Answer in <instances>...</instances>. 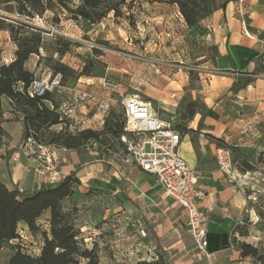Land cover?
Listing matches in <instances>:
<instances>
[{
  "label": "crops",
  "instance_id": "obj_1",
  "mask_svg": "<svg viewBox=\"0 0 264 264\" xmlns=\"http://www.w3.org/2000/svg\"><path fill=\"white\" fill-rule=\"evenodd\" d=\"M139 13L148 31L152 29L157 37H195L193 32L199 30L204 42L216 51L211 64L199 72V86H191L189 73L182 71V67L174 68L167 59L149 67L140 64L130 72L125 67H107L119 72V76L122 72L131 74L140 82L141 89L134 88L147 97L158 118L170 121L176 130L178 124L186 127L178 130L177 152L197 171L196 186L205 193L201 207L211 258L197 253L186 231L182 207L164 192L153 175L132 160L126 161L121 149L104 151L95 143L79 150L57 146L58 179L74 173L80 182L77 194L105 191L115 199L117 210L132 212L145 233L144 238H136L138 242L129 252L132 257H149L160 252L171 264H256L243 256L234 242L235 237L242 240L237 227L239 217L248 222L256 212L217 170L214 150L219 144L214 138L221 139L226 146L232 142L234 158L250 165L257 162L255 155L264 149V0H230L224 9L214 10L195 27L186 25L177 5L164 0L144 2ZM207 25L213 29L209 35ZM43 37H46L44 33ZM2 39L10 43L11 51L0 55V64L12 61L16 48L7 30H0ZM165 48L158 43V50ZM34 64L29 57L25 67L33 72ZM246 78L249 82L236 91L231 90L235 82ZM185 96L198 99L217 116H205L200 126V113L183 121L180 103ZM1 107L0 126L4 134L0 137V179L21 190L34 191L49 183L48 175L37 170L33 157L21 148L22 120L12 117L6 97L1 99ZM95 117L102 118L100 114ZM12 122L19 124L15 138L9 130ZM19 227L28 233L24 225Z\"/></svg>",
  "mask_w": 264,
  "mask_h": 264
},
{
  "label": "trees",
  "instance_id": "obj_2",
  "mask_svg": "<svg viewBox=\"0 0 264 264\" xmlns=\"http://www.w3.org/2000/svg\"><path fill=\"white\" fill-rule=\"evenodd\" d=\"M175 4L188 27H195L198 22L218 8L225 7L230 0L216 3L215 0H164ZM16 2L15 11L25 16L34 14L42 15L53 5L51 0H0V9L3 5ZM74 19H82L91 24L99 22L109 12L115 19L118 17H132L130 12L133 0H78L73 7L67 5L65 0H57ZM126 8V11H123ZM0 30H7L11 41L15 44L14 58L8 63L0 64V115L2 111L1 99L9 100V112L22 115V138L32 135L35 139L67 149L79 150L91 143H95L104 151L121 149L126 151L125 144L120 140L124 133V116L122 111L117 113L114 107L104 119L103 126L99 130L84 129L78 132H70L66 128L53 129L61 122L57 111L51 108L46 97L30 96L27 86L34 77V73L25 67V62L32 54H37L42 44L44 31L37 27H31L24 21L7 20L0 15ZM54 49L58 54H64L74 45L70 39L54 35ZM63 42V43H61ZM215 50V49H214ZM216 54V51L214 55ZM53 73L63 74L61 81L64 83L65 71L69 70L59 61L52 65ZM89 74L88 66L76 74L72 80L75 82L81 75ZM63 78V79H62ZM246 78L242 82H235L231 86L236 91L249 82ZM181 119L188 121L196 113L201 114L199 126L205 116L216 117L217 114L210 107H206L198 99L185 96L181 103ZM186 127L177 125L180 131ZM51 131H48V130ZM4 134L0 126V137ZM246 168L250 164L243 160ZM80 182L74 173L63 178L42 184L34 191L19 189L16 185H7L0 179V250L4 246H10L11 254L6 264H98V255L94 246L88 248L81 237L80 229L75 223L74 195L77 193ZM89 190L88 192H90ZM87 192V193H88ZM85 193V194H87ZM47 213L45 229L40 228L39 220ZM20 224L24 225L30 235L40 233L42 245L37 255L23 252L17 246L11 244L13 240L22 238L19 233ZM243 256H257V248L241 242L238 245ZM264 262L263 257H258ZM126 264H171L162 254L156 253L151 259H137Z\"/></svg>",
  "mask_w": 264,
  "mask_h": 264
},
{
  "label": "rangeland",
  "instance_id": "obj_3",
  "mask_svg": "<svg viewBox=\"0 0 264 264\" xmlns=\"http://www.w3.org/2000/svg\"><path fill=\"white\" fill-rule=\"evenodd\" d=\"M51 1L53 5L50 9L45 10L42 15L34 14L31 17L18 14L15 11L16 2L3 5L0 9V15L6 16L7 20L24 21L31 27H37L44 31L46 37H43L38 53L30 56L35 62L33 71L35 76H45L53 72V63L59 61L69 70L74 71L72 73L66 70L64 73L66 79L63 85L72 86L75 83H72L74 76L83 71L85 66H88L89 74L81 75L79 77L81 80L87 77L94 79L105 77L109 80L120 81L128 87V92H137L143 99L147 100V97L138 90L141 89L139 87L141 83L135 78L133 79L131 74L122 72L119 76V72L111 71L107 67H125L130 72L137 69L140 64L149 67L151 63L157 65L158 61L167 59L174 68L182 67V71H187L191 86H197L202 67L209 66L213 61L215 50L213 46L204 42V37H200L199 30L193 32L195 37L183 38L157 37L152 29L148 31L146 23L141 20L142 16L139 11L141 4L150 0H133L130 10L132 17L130 18L122 16L115 19L113 13L109 12L103 19L94 24L72 18L65 8L57 4V0ZM65 1L70 7L78 3V0ZM215 1L221 3L223 0ZM126 10L123 8V11ZM105 30H108L109 33H106ZM54 35L63 36L61 38L70 39L75 44L71 45L64 54H58L54 49L56 38L52 37ZM0 41H2L0 55L8 54L11 51L10 43L3 39ZM158 43L165 46V50H158ZM143 72L140 68L139 74ZM113 73H118V75L115 76ZM61 76L63 77V74ZM135 86L138 89L134 88ZM64 95L65 92L61 90L53 96L62 98ZM114 109L117 113L122 111L117 104L114 105ZM53 129L56 128L52 127L51 130ZM9 130L15 138L18 136L19 124L17 122L10 123ZM214 139L217 144H223L221 139ZM231 143L227 146L235 157L234 147ZM255 157L257 162L250 165V168L260 170L264 174V168H262L264 149ZM73 199L75 223L80 229L81 237L86 246L96 248L98 264H126L137 259L147 260L156 257V254L142 258L129 255V252L138 242L136 238H144L145 235L141 234L139 222L135 220L136 217L132 215V212L126 209L117 210L115 199L110 193L91 190L87 194L76 193ZM248 204L254 207L256 214L251 221L243 220V223L237 225L242 240H237L235 237L234 242L237 246L239 243L245 242L256 247L257 256L248 257L256 264H264L258 258L263 257L264 260V197H261L254 204ZM46 219L47 213H44L39 220L41 229H45ZM18 231L22 238L13 240L11 244L25 253L37 255L41 247V234L38 232L35 235H30L22 232L20 227ZM130 234L133 236L130 237ZM11 251L10 246H4L0 250V264H6ZM81 264H84V260L81 261Z\"/></svg>",
  "mask_w": 264,
  "mask_h": 264
},
{
  "label": "built area",
  "instance_id": "obj_4",
  "mask_svg": "<svg viewBox=\"0 0 264 264\" xmlns=\"http://www.w3.org/2000/svg\"><path fill=\"white\" fill-rule=\"evenodd\" d=\"M209 33L213 30L206 26ZM64 91L57 98L55 93ZM30 96L46 97L64 127L74 133L84 129L99 130L105 117L115 104L122 109L124 133L120 140L125 144V160H132L142 170L154 176L164 192L182 207L186 219V231L192 238L197 253L211 258L207 250L205 213L201 207L204 191L196 186L198 173L178 154L180 134L170 121L157 117L151 103L137 92H128L120 81L105 77L78 78L72 86H64L59 72L35 76L27 86ZM12 114V113H11ZM96 114L102 118L96 119ZM12 117L22 120L20 113ZM21 148L33 157L36 169L48 175L49 182L59 180L56 171V145L28 135ZM217 170L224 179L238 189L248 203H256L264 197V174L257 169L246 168L241 159H235L226 145H217L214 150ZM241 216L237 224L243 223ZM144 236V230L140 229Z\"/></svg>",
  "mask_w": 264,
  "mask_h": 264
}]
</instances>
